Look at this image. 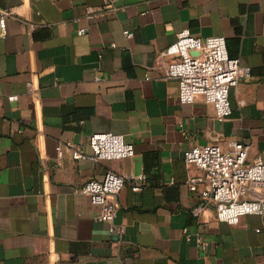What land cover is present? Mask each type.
I'll return each instance as SVG.
<instances>
[{
    "label": "crops",
    "instance_id": "crops-1",
    "mask_svg": "<svg viewBox=\"0 0 264 264\" xmlns=\"http://www.w3.org/2000/svg\"><path fill=\"white\" fill-rule=\"evenodd\" d=\"M0 264H264V221L219 220L188 185L194 145H250L264 160V0H0ZM94 12L96 15L90 16ZM85 28L84 33L79 30ZM225 35L250 68L218 118L199 95L179 96L164 51L178 32ZM128 31L131 35H127ZM17 95L14 100L10 95ZM124 134L131 157L91 154L94 132ZM108 170L144 173L118 194L122 236L96 220L83 192ZM204 206L198 214L194 208Z\"/></svg>",
    "mask_w": 264,
    "mask_h": 264
},
{
    "label": "built area",
    "instance_id": "built-area-1",
    "mask_svg": "<svg viewBox=\"0 0 264 264\" xmlns=\"http://www.w3.org/2000/svg\"><path fill=\"white\" fill-rule=\"evenodd\" d=\"M14 15L12 8L0 6V37L6 35L7 20ZM93 15L96 14L92 12L90 16ZM85 31V28L79 30L80 33ZM125 33L131 35L128 31ZM164 54L172 56L165 67V76L178 80L182 102L192 103L202 95L214 105L218 118H226L232 113L231 88L249 75L250 68L242 65L239 57L230 55L225 35L203 37L184 28ZM17 97L15 94L9 96L11 100ZM88 143L91 154L69 143L75 158L98 161L135 154L134 144L122 133L94 132L89 135ZM230 146V150H225L219 143L198 144L185 152L186 163L202 171V174L188 178L189 188L198 191L206 202L215 206L219 220L235 224L242 216L255 214L264 221V160H247L248 143L235 141ZM145 179L144 173L108 170L102 179L88 180L82 190L97 206L94 218L106 222L110 232L122 236L125 226L116 220L118 194L127 182L134 189H141ZM203 206L202 203L196 206L194 213L198 214Z\"/></svg>",
    "mask_w": 264,
    "mask_h": 264
},
{
    "label": "water",
    "instance_id": "water-1",
    "mask_svg": "<svg viewBox=\"0 0 264 264\" xmlns=\"http://www.w3.org/2000/svg\"><path fill=\"white\" fill-rule=\"evenodd\" d=\"M194 54H197L198 52H193Z\"/></svg>",
    "mask_w": 264,
    "mask_h": 264
}]
</instances>
